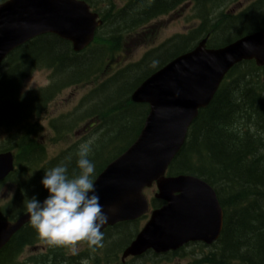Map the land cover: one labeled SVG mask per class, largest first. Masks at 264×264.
<instances>
[{
	"label": "trees",
	"instance_id": "16d2710c",
	"mask_svg": "<svg viewBox=\"0 0 264 264\" xmlns=\"http://www.w3.org/2000/svg\"><path fill=\"white\" fill-rule=\"evenodd\" d=\"M129 1L122 14H114L108 19L110 23L115 22L116 31L168 11L178 0ZM221 16L225 21L220 19L212 29L217 41L226 42L235 37L224 39L231 33L262 27L264 7L234 17ZM204 25L205 22L200 30ZM30 47L28 51L18 53L21 55L18 59H15L16 53L11 54L9 61L13 64H4L0 75V98L15 94L31 67L58 64L63 72L78 74L80 70L85 71L88 68L85 65L91 62L68 53L65 43L55 36L39 38ZM257 70L252 63H244L228 74L229 80L224 81L210 104L193 121L187 140L173 162L180 164V169L175 171L197 175L211 183L225 210L223 234L215 246L216 250L203 260L205 264H264V198H253L248 193L249 189L255 188L264 191V160L256 156L261 139L254 132L257 129L264 131V69L259 74ZM114 102L108 110L97 111L108 133L116 128L132 127L135 118L133 107L140 108L130 104L125 97ZM104 140L102 137L99 139L102 144ZM29 146L26 140L22 148L26 151ZM237 189L240 194L234 192ZM224 190L230 193V201L223 200ZM47 195L44 189L37 199L44 200ZM249 219L256 220L253 224L259 222L256 224V236L247 235L250 228H242ZM38 238L36 230L27 224L0 253V264H8L11 256L16 258L25 244ZM254 238L259 242H254Z\"/></svg>",
	"mask_w": 264,
	"mask_h": 264
},
{
	"label": "water",
	"instance_id": "95a60500",
	"mask_svg": "<svg viewBox=\"0 0 264 264\" xmlns=\"http://www.w3.org/2000/svg\"><path fill=\"white\" fill-rule=\"evenodd\" d=\"M94 18L84 4L71 0L15 1L4 7L0 16V60L11 48L42 31L69 39L75 49H80L92 39ZM252 55L261 64L264 38L239 40L219 50H207L200 44L153 74L133 94L135 101H148L151 111L131 148L133 158H123L128 166L120 169L115 180L116 194L132 216L145 210L141 189L162 176L198 108L209 103L223 73L236 61ZM9 162V155L0 156V170ZM121 164L123 161L117 162ZM158 188L161 197L179 194L173 195L165 211L153 217L133 245L159 252L187 239L210 240L208 236L218 231L221 211L205 184L192 177H178L161 180ZM9 236V230L0 234V247Z\"/></svg>",
	"mask_w": 264,
	"mask_h": 264
},
{
	"label": "rangeland",
	"instance_id": "374dc122",
	"mask_svg": "<svg viewBox=\"0 0 264 264\" xmlns=\"http://www.w3.org/2000/svg\"><path fill=\"white\" fill-rule=\"evenodd\" d=\"M229 4H231L232 2L228 1ZM198 8L203 9L202 4H197ZM186 15H189V11L186 10ZM209 14L212 12H208ZM114 15V13L110 12V18ZM171 18L169 17H165L162 19V21L155 23L153 26L149 23L146 28L148 29H137L136 32H134L128 39H127V43L128 46H124L123 43L121 44V53L123 56H118L116 57L115 60H113V62L111 61V66L112 68L110 70H107V73L105 74V72L103 74H101V77L98 79L96 78V75L99 74L100 72L98 70H96L95 74H93V79H96L98 81L102 80L104 77L111 75V73L113 72V70H116L120 67L126 66L130 63H135L137 62L141 56L146 52V50L156 47L157 45H159L160 43H162L164 40L168 39L170 36L175 35V33H180L181 31H183L186 28V23L183 20L182 16H180L179 18H174L172 21H170ZM110 23V22H109ZM111 26L114 27V29H116L115 27V22L110 23ZM166 24V26H165ZM190 25V24H189ZM103 30L101 31L102 34ZM114 34V33H113ZM147 35H151V36H147ZM147 36V37H146ZM146 37V38H145ZM153 37L151 40L149 41H145L149 38ZM177 51V48H172L169 49V51L164 55L163 59L165 57H168L172 54H174ZM91 60V62H93V60L91 59V57L89 56H82V58L80 60L82 61H86V60ZM86 66V65H85ZM88 71V68L85 71H78V75H66L65 76V80H69V79H75L77 76H82L85 72ZM50 73L51 71L49 70H40L37 71L36 73H34L27 81L24 82L23 85V91H25L26 93L29 92H34L36 90H38L39 88L42 87H46L48 85V79L50 78ZM142 73L137 74L136 76L129 72L127 74H125L124 76L121 74H118L116 77L115 81H107V83L101 87L97 86L96 87V91H95V97L99 98V101L94 103L93 105H91V109L98 111L99 109H103V110H108L115 102V100L121 98V97H125V94L127 92H130V90L132 88H134V86L138 83V81L142 78ZM94 87V83L92 82L90 86H87L85 84H80L77 87L74 86H70L67 88H64L59 94L56 93L52 99H51V105L50 107H48V110L51 112V114H53L54 116H58L61 114H70V119L72 120V123H76L75 127L73 128L71 134L73 132H75V134H77L75 137H73V140L67 141L66 144L61 145L62 148H67L69 146H71L73 144V141L77 144H81L84 143L83 141H81L80 139L82 138V136H84L86 133H83L80 129L81 126H79L81 123H78L77 121H75V118L78 117L79 114H83L86 113L87 106H88V102H89V98H91V101L94 100V96H90L89 94H87V92ZM2 100V99H0ZM27 103V101H25ZM28 106H24L20 109L15 110L16 114H21L25 108H29L32 109V106L29 105V103H27ZM16 105V104H15ZM16 106H19L16 105ZM21 106V105H20ZM42 105L40 104V106H38L37 108H40ZM1 107V104H0ZM25 109V111L23 112V114H27L28 110ZM134 110V121H133V126L131 127H124V128H116L114 130L111 131V133H115L119 139H121V141H128L129 139H131L136 130L138 129L140 123H142L143 117H144V108L140 107H133ZM34 111L37 112V109H35ZM126 113H128V110L125 111ZM1 116H2V111H1ZM0 116V117H1ZM80 118V117H79ZM254 132L258 135V138L261 139V142L258 146V151H257V157L261 158V160H264V131H262L261 129H257L254 130ZM79 134V135H78ZM44 139H47L48 136L46 135V133L43 134ZM98 137V132L93 134L90 133L89 137L87 138V140H92L94 144L95 140ZM21 138H25L26 137H21ZM17 139L16 141H14L13 145L16 146L17 148H21L17 145L18 141L21 139ZM1 140V139H0ZM28 140V139H27ZM29 141V140H28ZM1 142V141H0ZM60 146L58 144H56L55 146H51L50 150H55L57 148H59ZM61 148V147H60ZM59 148V149H60ZM35 150H38L39 155L41 156V151L34 146ZM96 149H92L91 153H90V159L93 160L94 157V153H95ZM55 151H50L51 154H54ZM77 152L70 154L68 157L64 158L63 160L57 161V162H53V163H49L46 164L44 166H42L36 173V183L30 187H22L21 191L22 196L29 194V197H31L35 192L40 191V190H44L43 186L41 185V179L44 175V172L47 170H50L51 168H53L54 166H56L57 164H61V165H66L69 169V176L73 177L77 174H79V169L77 167L76 161L78 159L77 156ZM101 156H107L105 151L103 150L101 153ZM22 155V159L24 160L25 164L29 165L28 162H26L25 157H24V152H21ZM38 156L30 165H33L34 163H36L38 161V158L40 157ZM262 164L264 165V162H262ZM180 169V164H177L174 168V170ZM252 190V189H249ZM254 194V193H253ZM251 194V195H253ZM17 204H14V206ZM21 212L23 211L22 209L20 210ZM256 221L255 219H249L247 220L245 223L242 224V228H246L247 231V235H256L257 233V226L256 224H258L259 222H254ZM42 238V237H41ZM121 241L122 244L125 243L126 241V237H120L119 239L115 240L116 246L118 245V242ZM256 241V243H258L259 241L254 238V242ZM114 240L112 238H106L103 241V245H110L111 243H113ZM238 242H241V239L238 238ZM40 249H42V245H39ZM67 247L64 246H58L56 248V250H54V262L56 264H65V260L61 255V251H64ZM162 258V257H161ZM153 260L152 256L150 257V261ZM158 260L160 262H162V260H160L158 258ZM158 261V262H159ZM188 261L187 257H182L178 262L173 263V264H185ZM134 264H143V260L141 261H136Z\"/></svg>",
	"mask_w": 264,
	"mask_h": 264
},
{
	"label": "clouds",
	"instance_id": "9594fccd",
	"mask_svg": "<svg viewBox=\"0 0 264 264\" xmlns=\"http://www.w3.org/2000/svg\"><path fill=\"white\" fill-rule=\"evenodd\" d=\"M92 143L89 140L79 145L78 175L70 177L66 165L45 171L41 185L47 197L41 202L33 196L26 204L30 224L39 236L53 245L68 247L73 255L78 254L80 242H87L93 250L102 248V229L109 222L95 187L96 166L89 158Z\"/></svg>",
	"mask_w": 264,
	"mask_h": 264
},
{
	"label": "bare ground",
	"instance_id": "6f19581e",
	"mask_svg": "<svg viewBox=\"0 0 264 264\" xmlns=\"http://www.w3.org/2000/svg\"><path fill=\"white\" fill-rule=\"evenodd\" d=\"M130 1L128 0V3H129ZM196 4H202L201 2H199V1H197L196 2ZM110 10H108L107 12H106V14H107V17H108V19H109V15H110ZM209 14V13H208ZM210 16H212V15H214V13H210L209 14ZM221 19V18H220ZM220 19H218L215 23H207V27L208 28H212L213 26H215L216 25V23H218L219 21H220ZM222 20V19H221ZM225 21V19L224 20H222V22H224ZM262 27H264V22H263V25H262ZM262 27H260V28H262ZM240 29V28H239ZM114 31H116V29L114 30ZM237 32L238 31H236V32H234V33H231L230 35H228V36H226L224 39L226 40L227 38H230V37H232V36H234V35H236L237 34ZM115 34V33H114ZM58 65V64H57ZM63 66H64V64H62ZM3 73V71H2V69L0 70V75ZM16 93H17V91H16ZM15 93V94H16ZM14 94V95H15ZM13 94H11L10 96H12ZM6 96H9V95H6ZM5 96V97H6ZM4 97H1L0 99H3ZM27 103H29V105L30 106H32V109L33 110H35L38 106H40V104H41V102L38 100V99H30V101H27ZM16 106V105H15ZM27 110H29V108H26ZM7 110H11L12 112L14 111L15 112V110H16V108H7V107H5L4 105H2L1 104V107H0V116H1V111H2V115H3V113L5 112V111H7ZM26 110V111H27ZM26 113V112H25ZM24 113V114H25ZM26 140L27 139H25V138H21L19 141H18V143H17V145L19 146V147H21L20 148V151L21 152H24V157H25V161L26 162H28V164L30 165L38 156H40L39 155V152H38V150H35L34 149V146L30 143V141H29V147H27V150L25 151L24 150V148H22V145H25V143H26ZM58 165H61V164H57L56 166H58ZM56 166H54V167H56ZM236 176V175H235ZM42 191L43 190H40V191H37V192H35L31 197H33V196H36V197H38L41 193H42ZM236 194H240V190L239 189H237L236 191H234ZM261 192H263V193H261ZM22 191L20 192V194L18 195V197H17V200H16V202H15V204H17V205H15V206H13L12 208H11V212H12V214L13 215H18V216H22V215H24L25 213H27V211H26V204H27V202H28V199L29 198H31V197H29V194H26V195H23L22 196ZM248 193H250V194H253V195H251V196H253V198L255 197V198H257V197H263L264 198V191L262 190V189H260V188H255V189H253V190H249L248 191ZM41 198V197H40ZM43 200H41V202H42ZM23 210L22 212L20 211V210ZM264 222V221H263ZM264 224V223H263ZM263 226V225H262ZM30 234V233H29ZM256 236V235H255ZM40 238H41V236H40ZM118 245H122V242L121 241H119L118 242Z\"/></svg>",
	"mask_w": 264,
	"mask_h": 264
}]
</instances>
